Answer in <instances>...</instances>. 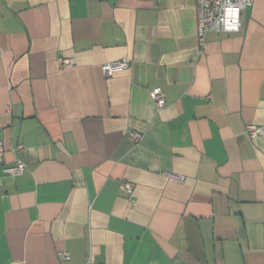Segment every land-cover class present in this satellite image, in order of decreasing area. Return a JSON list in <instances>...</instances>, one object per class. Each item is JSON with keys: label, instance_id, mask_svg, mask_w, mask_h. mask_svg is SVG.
<instances>
[{"label": "crops", "instance_id": "1", "mask_svg": "<svg viewBox=\"0 0 264 264\" xmlns=\"http://www.w3.org/2000/svg\"><path fill=\"white\" fill-rule=\"evenodd\" d=\"M241 19L201 46L196 0H0V264H264V0Z\"/></svg>", "mask_w": 264, "mask_h": 264}, {"label": "built area", "instance_id": "2", "mask_svg": "<svg viewBox=\"0 0 264 264\" xmlns=\"http://www.w3.org/2000/svg\"><path fill=\"white\" fill-rule=\"evenodd\" d=\"M254 0H196L197 12V35L199 44H205L206 36L210 32L235 34L242 28V12L253 6ZM58 62L62 68L75 64L72 58L59 57ZM131 69V62L127 58L107 62L102 66V72L106 77L119 72ZM150 95L155 102L157 110L165 107L166 101L163 90L160 87L151 90ZM245 132L251 139L264 136V126L255 123H248L245 126ZM136 144L143 139V135L138 132L131 133ZM21 148V147H20ZM5 149L0 142V163L4 161ZM26 163L19 159L12 166L5 168V172L11 176L22 175L26 170ZM121 188L129 195L133 194L135 186L130 182H122ZM61 261L70 260L71 254L67 251H61L58 254ZM90 257V256H89ZM90 260V258H89ZM11 264H24L23 261L16 260Z\"/></svg>", "mask_w": 264, "mask_h": 264}]
</instances>
